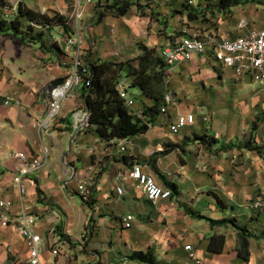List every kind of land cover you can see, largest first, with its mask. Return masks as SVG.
Listing matches in <instances>:
<instances>
[{
  "label": "crops",
  "instance_id": "obj_1",
  "mask_svg": "<svg viewBox=\"0 0 264 264\" xmlns=\"http://www.w3.org/2000/svg\"><path fill=\"white\" fill-rule=\"evenodd\" d=\"M221 1L94 0L93 5H85L88 37L98 41L95 27L103 25L107 43L98 41L90 53L91 46L86 44L88 63H127L141 54L142 45L161 53L190 36L192 27H202L204 36L220 39H237L264 28V0H256L258 4L239 0L238 6L227 11L219 10ZM125 2L135 5L126 17L109 16L97 23L96 7ZM6 5L0 10V22L17 20L21 6L42 15L73 17L68 0H6ZM194 11L206 12L190 20L188 14ZM22 22L25 31L32 27L34 34L44 29L24 18ZM55 27L59 35L52 39L46 32L51 43L46 39L45 43L47 47L58 44L56 50L17 44L12 37L0 35V200L13 201L14 214L22 207L36 214V232L44 238L43 260L48 264H145L129 256L151 250L155 264H195L184 249L191 246L200 264H264V206L260 210L251 206L264 186V83L253 82L249 76L237 78L210 55L196 56L168 69L166 91L173 92L175 104L146 133L127 139L130 143L123 152L117 142L102 140L92 128L73 129V114L85 102L84 90H77L65 102L62 116L45 133L36 123L49 112L48 88L67 78L76 53L68 43L79 42V31L75 35L68 25ZM6 38L11 46L4 44ZM135 47L139 51H133ZM125 73L122 77L128 78ZM132 82L129 78L128 96L134 100L130 109L137 115L152 100L142 96ZM131 88H137L140 95L131 94ZM16 99L24 106L7 104ZM187 114L194 116L193 123L172 134L169 125ZM258 118L253 134L258 148H239ZM44 147L49 149V160L39 172L24 178L27 193L22 199L14 182L22 163L11 154L38 157ZM133 165L169 189L171 197L152 204L131 179L119 178ZM87 176L93 184L87 202L92 204L82 200L79 206L77 186ZM116 185L123 186L124 195L116 194ZM126 216L134 218L129 227L122 223ZM211 220L225 224L211 226ZM234 225L252 235L247 261L238 257ZM213 236L223 237L219 253L209 249ZM52 248L61 249V255L52 256ZM28 260V248L15 225H0V264H28Z\"/></svg>",
  "mask_w": 264,
  "mask_h": 264
},
{
  "label": "built area",
  "instance_id": "obj_2",
  "mask_svg": "<svg viewBox=\"0 0 264 264\" xmlns=\"http://www.w3.org/2000/svg\"><path fill=\"white\" fill-rule=\"evenodd\" d=\"M93 2L94 0H88L89 4ZM2 9V2L0 0V10ZM78 12L80 14H78V19H81L82 6L79 7ZM79 33V42L70 40L68 43L71 48H76V53L74 55L76 59L73 64V69L69 72L66 80L62 84L52 89L50 108L47 117L36 123V127L45 133H49L55 126L58 118L62 116L65 102L71 99L77 90L88 91L93 85L92 69L85 57H83V40L80 30ZM160 55L165 61L168 69H173L184 63H189L196 56L210 55L216 62L222 64L225 68L232 69L237 78L240 79L249 76L253 82L264 83V28L258 32H251L237 39H220L214 35H207L204 37H199L197 35L186 36L177 41L174 45L165 47ZM117 90L120 97L125 101V105L131 108L134 105V100L128 96L129 79L126 77L120 78L117 83ZM175 102L176 98L173 96V92L167 90L165 95H163L160 115H166L167 107L170 104H175ZM12 103L21 107L24 106L23 101L20 99L7 101V104ZM137 116L143 118L141 112L137 113ZM90 117V108L87 103L84 102L73 114V129L79 131L89 127ZM193 121L194 116L192 114L178 116L176 120L169 125V131L172 134H177L186 125L192 124ZM262 137H264V134ZM109 142H117V144L120 145V152H123L125 150L124 145L129 141L127 139H112ZM11 156L16 157L22 163L14 182L23 199L26 197L27 193L24 178L36 174L45 166L50 157L49 149L44 147L43 153L38 157H29L23 152L13 153ZM118 176L119 178L126 177L131 179L135 187L142 191L145 198L152 204L161 200H168L172 195L171 191L162 188L152 175L143 172L139 165L131 166L128 171H124ZM92 186V180L88 179L87 176L85 180L78 183L77 192L87 200L90 196V189ZM115 192L118 196H122L125 193L122 185H116ZM251 206L253 210H260L263 208L264 186L259 189ZM133 220V216H126L125 219H122V223L125 227H129ZM37 222L38 217L30 208L22 207L19 213L14 214L13 201L0 200V225L2 227H8L12 223L15 225L17 232L24 238L28 248V264H48L42 258L44 238L41 234L36 232ZM184 249L189 253L190 259L194 260L195 264H200V261L194 257L191 246H185ZM51 254L52 256L58 257L61 255V249L52 248ZM64 256L70 259L68 253H65Z\"/></svg>",
  "mask_w": 264,
  "mask_h": 264
},
{
  "label": "trees",
  "instance_id": "obj_3",
  "mask_svg": "<svg viewBox=\"0 0 264 264\" xmlns=\"http://www.w3.org/2000/svg\"><path fill=\"white\" fill-rule=\"evenodd\" d=\"M2 7H6V0H1ZM239 0H222L218 5L219 10L227 11L230 8L238 6ZM133 4L125 2L115 6L112 5H99L98 7V24H101L103 20L109 16L121 19L126 17ZM195 12V14H194ZM188 14L190 20H196L202 17L206 11H194ZM22 18L26 19L30 23L41 25L43 28H53L54 26H67L69 20L61 14L55 16L42 15L36 13L29 8L23 6L19 9V18L13 22L1 21L0 22V35L12 37L17 44L22 45H40L44 51L46 47L44 43H41L43 31H39L38 34H34L35 31L31 27L25 31ZM46 32V31H45ZM35 35V37H33ZM141 54L133 61L127 63H115L110 61H100L99 63L92 65L93 85L90 90H84V97L86 103L90 108L91 117L89 121V128H92L95 133L105 141H111L112 139H129L135 136L142 135L147 132L149 126L157 120L160 115V108L163 104V95L166 93L165 77L168 67L161 57L160 53L156 49H149L142 45L140 47ZM126 72V73H125ZM132 79V85L137 87L142 96L151 99L152 103L149 106H143L142 115L143 118H139L132 109L125 105V101L120 97L117 90V83L124 75ZM65 80H57L48 89H53L57 85H60ZM260 118L253 122L250 134L247 140L238 144V147L249 150L257 149L254 146V131ZM202 139V137L197 138ZM214 139V138H213ZM124 159V158H123ZM122 159V160H123ZM172 187V186H171ZM172 190L175 188L172 187ZM83 202L88 206H91V202L79 194ZM224 221H210V225H222ZM238 231V257L243 261H247L249 257L248 239L252 237L245 228L234 225ZM223 247V237L213 236L209 249L212 252L219 253ZM129 259L139 263L155 264V258L151 250L146 252H134L129 256Z\"/></svg>",
  "mask_w": 264,
  "mask_h": 264
},
{
  "label": "rangeland",
  "instance_id": "obj_4",
  "mask_svg": "<svg viewBox=\"0 0 264 264\" xmlns=\"http://www.w3.org/2000/svg\"><path fill=\"white\" fill-rule=\"evenodd\" d=\"M148 3V2H147ZM253 4H258V2L255 0L254 2H252ZM80 4H81V6H82V14H81V16H82V18L81 19H78V16L80 15L79 14V12H78V10H79V7H81L80 6ZM94 4V2L92 3V4H89L88 3V0H68V5H69V11H70V13H71V15H73V17L72 16H66V18L69 20V22L67 23V25H68V27H70L72 30H73V32H74V34L76 35V31L80 28L81 29V36H82V42H83V44H82V51H83V57H85V59H86V61H87V63H88V60H87V57H88V55H87V49H86V44H87V47H89V45L91 46L90 47V49L88 50V52L90 53V52H92L95 48H97V42L99 41V43L100 44H102V42L103 43H107V34H106V29H105V26H103V25H97L96 27H95V29L97 30L96 32H97V37H98V41L93 37V36H91V37H88V33H89V31L87 30V27H88V25L89 24H87L86 22H84V16L86 15V7H85V5L86 6H91V5H93ZM246 4H249L248 2H246L245 4H243V5H246ZM134 5V4H133ZM242 5V6H243ZM135 6V5H134ZM139 8H141V6H138L137 8H135L134 9V11H138L139 10ZM145 8H149L146 4H145ZM95 10H98V7H96L95 8ZM149 10V9H148ZM79 14V15H78ZM93 20V19H92ZM206 21H208V20H206ZM214 21V20H213ZM213 21H210V22H213ZM90 23V22H89ZM217 24V23H216ZM43 28V27H42ZM79 29V30H80ZM78 30V31H79ZM192 30L193 31H191L192 32V34L191 35H198L199 37L200 36H202V37H204V33L205 32H203L204 30L202 29V27H192ZM37 31H43L44 32V35L42 34V37L43 38H41L40 40H41V43H44V45H45V47H47V45H46V43H45V39L47 40V43H51L47 38H46V36H47V34H46V32H48L49 33V35H50V37L53 39L54 38V36L57 34V35H59V28H57V27H55V28H49V26L48 27H44V29H39V30H37ZM46 31V32H45ZM52 32H53V35H51L52 34ZM95 33V32H94ZM55 34V35H54ZM79 35H80V33H79ZM33 37H35V35L33 36ZM91 38V39H90ZM90 39V40H89ZM88 40V41H87ZM3 41V40H2ZM5 42H4V44H6L7 46H11V43H12V41L10 40V39H8V38H6L5 40H4ZM52 42L54 41V40H51ZM92 41V42H91ZM0 43H1V41H0ZM54 45H58V44H52V46H49V47H47V50H49V49H51V50H56L57 48L54 46ZM102 50H103V48H102ZM134 50H136V51H139L138 50V48L137 47H135V49H133V51ZM102 54H103V51H102ZM75 59H76V57L73 55L72 56V59L70 60V63H71V69H70V71L69 72H71L72 71V69H73V64H74V61H75ZM120 64V63H119ZM66 80V79H65ZM49 90V93H50V95H51V92H52V89L50 90V89H48ZM79 91V90H78ZM130 93L131 94H133V95H136V96H139L140 95V91L137 89V88H131V90H130ZM85 102H86V100H85ZM262 104L264 105V102H262ZM263 119H264V117H262ZM262 119V120H263ZM75 201L77 202V204L79 205V206H81V204H82V199L77 195V197L75 196ZM70 245L71 246H74V243H70Z\"/></svg>",
  "mask_w": 264,
  "mask_h": 264
}]
</instances>
